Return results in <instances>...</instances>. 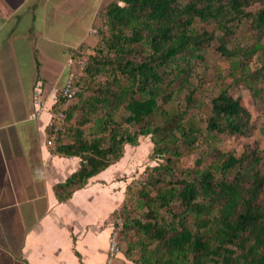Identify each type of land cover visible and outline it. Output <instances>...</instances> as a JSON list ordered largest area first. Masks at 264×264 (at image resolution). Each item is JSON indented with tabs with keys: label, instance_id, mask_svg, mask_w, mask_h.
<instances>
[{
	"label": "trees",
	"instance_id": "1",
	"mask_svg": "<svg viewBox=\"0 0 264 264\" xmlns=\"http://www.w3.org/2000/svg\"><path fill=\"white\" fill-rule=\"evenodd\" d=\"M254 4L259 8L249 12ZM99 17L94 52L80 67L82 74L71 78L78 87L74 97L66 101L57 93L51 107L62 110L66 122L79 115L75 124L62 122L54 141L57 153L81 159L79 168L55 185L57 198H68L89 177L117 162L125 144L137 145L139 135H150L152 153L165 161L150 169L175 170L180 177L166 180L155 173L135 192L127 187L131 198L125 196L113 213L123 220L126 254L136 251L141 264H264V149L256 145L235 155L212 142L219 134L251 136L250 112L224 88L210 99L204 127L201 120L184 118L203 103L191 81V59L202 60L203 49L215 39L223 56H243L234 59L232 80L261 96L264 87H257V81L264 80V0H113ZM247 19L255 38L251 48H229L230 35ZM257 52L260 66L250 71ZM81 56L73 54L76 60ZM183 90L184 107L167 109ZM121 109L123 121L137 126L135 131L116 127ZM89 121L93 124L86 133L82 125ZM179 142L183 148L206 144L194 167L175 168L183 151ZM137 210L138 216L132 215Z\"/></svg>",
	"mask_w": 264,
	"mask_h": 264
},
{
	"label": "crops",
	"instance_id": "2",
	"mask_svg": "<svg viewBox=\"0 0 264 264\" xmlns=\"http://www.w3.org/2000/svg\"><path fill=\"white\" fill-rule=\"evenodd\" d=\"M97 4L0 0V264L107 260L108 237L117 217L113 213L124 198L114 177L121 164L109 165L59 200L55 185L75 172L81 159L57 153L55 145L46 143L48 113L35 115L33 98L39 91L45 99L46 78H40V65L46 72L51 65L47 60L57 61L73 47L69 45L80 41L86 25L79 21L85 12L89 18ZM40 54L47 60L39 61ZM31 71L38 75L27 78ZM55 88L51 87L47 105ZM136 257L121 246L108 264H141Z\"/></svg>",
	"mask_w": 264,
	"mask_h": 264
},
{
	"label": "rangeland",
	"instance_id": "3",
	"mask_svg": "<svg viewBox=\"0 0 264 264\" xmlns=\"http://www.w3.org/2000/svg\"><path fill=\"white\" fill-rule=\"evenodd\" d=\"M113 0H89L91 5H95V2L98 4L95 7H91L89 12V18L86 15L87 12L84 13L82 18V23L79 21V25H86L84 30L83 36L80 38L78 43L75 45H69L73 47H69L66 54L62 57L60 56L59 59L56 61L53 59L49 61L43 58L42 54L37 56L39 61L44 62L48 61L51 65L50 68L45 69L40 65L39 67V74L40 78L52 79L49 83L45 80V89L42 98H48L49 94L51 93V87L56 86L55 89H60V87L68 80L75 79L76 77L82 74L80 67L84 64L87 59V55L94 52V45L96 44L98 37L95 34L96 27L101 24V20L99 17L100 10L107 5L109 2ZM259 8V4H254L248 8L249 12H253ZM86 11V9H84ZM250 19V18H248ZM244 20L241 22L238 27H235L234 33L230 35V40L227 46L231 48V46H239L243 50L250 49L252 44L255 41L253 33L250 30V20ZM211 26H209L210 28ZM220 33V32H217ZM79 40V39H78ZM80 42V43H79ZM219 40L215 39L211 42V44L203 49V59H191V62L194 63L193 68V75L191 81L197 85V92L196 94L198 97L203 101L202 105L198 108H190L187 113H185L184 118L187 120H192L196 122L197 120H201L200 125L201 127L205 126V119L211 114L210 106L211 101L210 99L215 96L220 90L227 88V91L233 95L234 97H240L242 104L244 107L250 112L251 115V123L254 125V133L249 137H241V138H234L228 135L219 134L218 139H214L212 142L215 146H217L222 151H232L235 155H239L242 153L244 149L254 148L256 145V149H264V134L262 133L263 125H264V100L262 99V92L261 96H254L252 93L246 88L244 83L239 80L237 82L232 80V77L229 73L233 71L234 68L233 63L234 59L237 57L243 58L242 55L239 56H230L225 57L220 54L217 50V46L219 45ZM262 43H264V38L262 39ZM82 53L79 59L73 58L74 53ZM253 55L250 62H249V69L250 71H254L257 69L260 64L259 58L261 55ZM195 61V62H194ZM47 66V67H48ZM235 73L237 71H234ZM27 78L29 76L38 75L37 72L27 73ZM54 75H56L54 77ZM72 81V80H71ZM257 87H264V80L257 81ZM83 85V83H81ZM54 88V87H53ZM185 94V90L182 92L175 94L173 99L170 100L166 107L167 109L178 108L181 110L184 107L185 101L183 95ZM51 101L48 100V107H50ZM71 104V102L66 103L65 105ZM50 104V105H49ZM50 110L55 111V109ZM79 115H75L70 120L64 122L69 125L75 124L76 118ZM126 117V112L121 109L120 112L115 117L117 121L116 127L120 131L127 130L129 132H133L137 129V126L132 124H126L123 119ZM65 119V118H64ZM93 122L89 121L82 125V129H85L86 133L88 126L92 125ZM179 145L182 146L183 143L179 142ZM206 144L198 145L197 142L193 144L189 148V146H182V154L178 160L175 161V168L176 169H188L195 166L196 159L201 156V152L204 151ZM124 153L123 156L118 160L121 164L119 168V172L114 175V177L120 182L122 185V190L124 194L123 201L126 196V200L130 199L132 194L129 192L126 193L127 187L130 188V191L133 193L139 187L142 181L146 180H153L154 178L151 177V174L158 173L161 178L163 179H170V177L179 178L180 174L174 171H165V170H151L150 168L157 163H164V159L152 153L153 151V143L151 141V136H142L139 135L137 139V145H130L125 144L123 147ZM205 161L208 159L206 155L204 156ZM156 175V174H155ZM219 176V174H217ZM154 189L152 193H154ZM122 201V203H123ZM140 211L132 213V215L138 216ZM142 215V214H139ZM118 217L121 218L117 214ZM121 221L123 222L122 218ZM123 225V224H122ZM120 242L122 243V248L124 250L127 249V245L125 242L123 244V240H121V233L119 237ZM120 243V244H121ZM132 253H136V251H132Z\"/></svg>",
	"mask_w": 264,
	"mask_h": 264
},
{
	"label": "built area",
	"instance_id": "4",
	"mask_svg": "<svg viewBox=\"0 0 264 264\" xmlns=\"http://www.w3.org/2000/svg\"><path fill=\"white\" fill-rule=\"evenodd\" d=\"M77 89V85H75L71 80L66 81L60 89H55L52 93L50 107H52V105L57 101V93L60 94V96L66 101H70L74 97ZM33 98L35 103V115H41L44 111H47L48 113L46 143L48 145H54L59 127L64 121V113L62 110H50V107L47 105V100L41 99L39 91L33 93ZM121 230L122 221L121 218L117 216L112 223L111 231L108 237L107 260L99 264H108V261L120 252L121 247L119 237Z\"/></svg>",
	"mask_w": 264,
	"mask_h": 264
},
{
	"label": "clouds",
	"instance_id": "5",
	"mask_svg": "<svg viewBox=\"0 0 264 264\" xmlns=\"http://www.w3.org/2000/svg\"><path fill=\"white\" fill-rule=\"evenodd\" d=\"M116 218H117V217H116ZM116 218H115V219H116Z\"/></svg>",
	"mask_w": 264,
	"mask_h": 264
}]
</instances>
